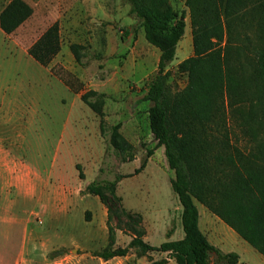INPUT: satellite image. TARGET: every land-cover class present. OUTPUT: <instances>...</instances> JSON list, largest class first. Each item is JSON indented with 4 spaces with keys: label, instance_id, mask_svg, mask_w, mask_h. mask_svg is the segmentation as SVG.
Wrapping results in <instances>:
<instances>
[{
    "label": "rangeland",
    "instance_id": "obj_1",
    "mask_svg": "<svg viewBox=\"0 0 264 264\" xmlns=\"http://www.w3.org/2000/svg\"><path fill=\"white\" fill-rule=\"evenodd\" d=\"M9 1L0 0V11ZM23 1L31 15L11 33L0 30V264H148L166 258L159 251L137 256L134 249L107 261L97 257L107 243L106 208L97 196L81 193L96 178L128 175L117 183L116 193L126 210L141 215L143 240L158 246L182 237L181 205L170 186L174 173L163 147L133 173L146 149L155 147L147 117L150 103L142 96L156 71L158 49L146 42L124 0ZM169 1L177 12L185 11L186 23L167 67L172 72L168 90L175 93L186 79L177 64L192 54V44L185 0ZM54 22L61 48L41 66L27 49ZM72 43L83 47L81 63L69 49ZM64 80L105 94L107 129L120 122V135L134 147L133 160L122 162L112 148L105 153L98 116ZM195 204L199 228L211 244L236 252L244 264L261 257ZM129 240L126 229L116 230L114 246L124 247Z\"/></svg>",
    "mask_w": 264,
    "mask_h": 264
},
{
    "label": "trees",
    "instance_id": "obj_2",
    "mask_svg": "<svg viewBox=\"0 0 264 264\" xmlns=\"http://www.w3.org/2000/svg\"><path fill=\"white\" fill-rule=\"evenodd\" d=\"M124 1L146 42L159 51L156 71L142 96L150 103L147 117L155 147L146 149L133 173L145 167L154 149L163 147L174 173L169 182L181 205L183 235L158 246L144 241L141 215L126 210L116 193L117 183L128 175L96 178L81 191L97 196L106 208L107 243L95 255L107 261L134 249L137 256L167 253L148 264H166L168 258L175 264H237L236 252L222 251L200 230L198 202L264 258V0H185L192 54L177 64L186 79L175 93L168 90L172 72L167 67L184 34L185 11L177 12L169 0ZM31 13L23 0H10L0 11V30L13 32ZM60 48L54 22L27 53L47 66ZM69 49L81 63L83 47L72 43ZM73 80L64 81L98 116L105 153L112 148L122 162L133 160L134 147L120 135V122L107 129L105 94L83 90ZM76 169L81 179L83 174ZM117 229L129 232L124 247L114 246Z\"/></svg>",
    "mask_w": 264,
    "mask_h": 264
},
{
    "label": "crops",
    "instance_id": "obj_3",
    "mask_svg": "<svg viewBox=\"0 0 264 264\" xmlns=\"http://www.w3.org/2000/svg\"><path fill=\"white\" fill-rule=\"evenodd\" d=\"M185 33H186V25H185V28H184V34H183V36L185 35ZM183 36H182V38H183ZM180 41H181V39H180ZM180 41L178 42V44L181 43ZM178 44H177V46H178ZM182 46H184V45H182ZM113 258H116V257H113ZM168 260H169V263H175L174 260L171 259V258H168L167 259V262H168ZM169 263H166V264H169ZM237 264H244V262L242 261V258L240 256H239V261H238ZM249 264H264V258L262 257V255H261V257L257 256L256 260L255 261H252V262H249Z\"/></svg>",
    "mask_w": 264,
    "mask_h": 264
}]
</instances>
